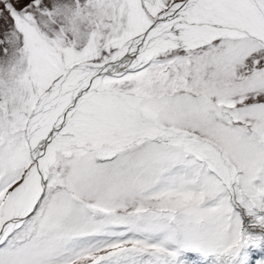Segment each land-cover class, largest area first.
Masks as SVG:
<instances>
[{"label":"snow or ice","instance_id":"1","mask_svg":"<svg viewBox=\"0 0 264 264\" xmlns=\"http://www.w3.org/2000/svg\"><path fill=\"white\" fill-rule=\"evenodd\" d=\"M0 264H264V0H0Z\"/></svg>","mask_w":264,"mask_h":264}]
</instances>
